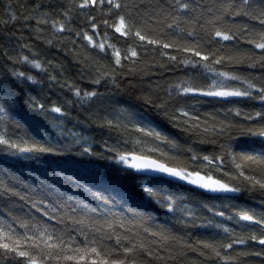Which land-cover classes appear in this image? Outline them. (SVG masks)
I'll use <instances>...</instances> for the list:
<instances>
[{"label":"trees","instance_id":"obj_1","mask_svg":"<svg viewBox=\"0 0 264 264\" xmlns=\"http://www.w3.org/2000/svg\"><path fill=\"white\" fill-rule=\"evenodd\" d=\"M70 2L79 4L80 0H0V81H3L4 86L15 96L12 119L7 128L8 136L13 140L17 138L29 142L38 140L41 143L50 140L53 144L72 146L70 151L66 148L61 154H41L39 158L12 154L0 146V209L7 211L13 204L19 206L22 203L15 197L9 200L4 194L5 173L12 176L22 174L36 181L48 177L45 182L51 183L56 179L52 175L55 170L62 177L57 187L64 185V188L69 187L67 178L75 174L83 178L81 183L87 181L88 187L93 192L107 189L105 195L113 198L110 201L113 212H121L122 204L124 208L128 207V204L123 203L125 199L134 206L140 205L136 210L145 214L143 219L129 216L127 220L129 225H134L133 231L139 230L137 240H142L154 255L151 257L147 253L139 255L137 264H264V245L259 243V239L253 241L246 238L243 244H234L231 250L220 251V257H217L212 249L204 247L205 244H226L234 239L248 237L253 232L258 237L260 235L258 226L241 228L236 224L234 213L242 210L255 212L257 215L264 213V207L261 206L264 195L259 191H249L243 183L230 179L229 175L224 174L230 173L232 176L237 174L230 156H225L222 171L217 168H212V171L217 178L242 190L211 192L172 177L135 173L115 159H110L113 154L105 151L104 144L105 141L111 145L117 140L121 142L128 140L127 150H131L133 141L143 140L137 150L156 148L158 152L154 158L162 160L172 158L169 162L173 165L177 161L190 164V157L193 154L200 156L220 154L219 145L223 140L215 144L211 143L210 141L215 137L210 132L205 133L204 128L213 125L219 127L220 121L243 123L244 114L258 110L259 102L243 97H189L180 100L177 104H170L166 109L168 112L166 116L164 111H158L153 105L145 103L141 97L150 94L153 97L166 99L168 85L177 83L179 79L187 78L189 75L195 77L194 83L197 85L208 84L210 80L193 73L190 68L186 72L183 65L160 68L159 65L170 62L166 57L161 58L160 50L158 48L154 50L153 47H149L147 55H142L137 62L138 74L122 81L118 80V87L110 80L103 81L99 86L94 85L92 82L96 79L95 68L109 70L112 54L111 49H108L105 55L94 45L100 43L105 35L109 38L106 42L114 43L120 48H127L133 41L115 33L112 22L116 17L103 15L99 0L82 12L78 10L72 12L69 25L71 32L65 31L54 37L49 25L37 26V19H44L41 13H52L48 18L51 21L58 18L55 16V11L62 10V7ZM122 2L132 3L133 0H122ZM137 2L148 3L155 0H137ZM9 4L15 8L17 15L15 22L4 15L5 6ZM37 5L42 7L33 11ZM103 11H107L106 0ZM89 16L95 17L97 29H91L88 23ZM28 17L31 19L25 22ZM105 20L109 22L107 28L104 25ZM4 21L7 23L5 24ZM235 23L239 26L247 23L252 33H264V27H261L259 20L238 19ZM76 32H87L93 37V43L85 40L83 35L77 38ZM253 38L251 34L247 39L240 35L238 40L226 44V48L233 49V53L230 54H245L254 58L260 52L247 42L248 39ZM48 40H54V43L48 44ZM169 55L181 54L173 49L169 50ZM21 56L39 61L42 69H35L30 64L22 63L17 59ZM9 57L12 59L9 60ZM252 63L253 60L248 59L243 65L223 66L219 70L232 71L240 76L253 78L258 86L264 84V68H261L259 63H256L254 68L248 67ZM13 67L18 72H24L26 76L31 75L33 79L15 77L11 80L7 79L6 74H10L9 70ZM124 67L127 69L129 64L126 62ZM141 69L143 71H140ZM74 88H79L81 94L85 91H96L101 95L94 100L81 103L73 95ZM54 106L61 107L64 114L52 112ZM181 106L190 113L192 119L182 116L173 119L174 109ZM121 109L127 111L120 112ZM237 110L241 112L240 117L235 116ZM117 113H120L119 122L127 127V131L125 127L112 129L107 127L106 119H111L115 123ZM130 115H133L141 126L160 132L162 138L166 137L167 140L161 139L155 142L152 138L137 132L133 125L128 124ZM184 121H187L188 125L199 124V128H188ZM71 133L86 138L87 143L79 147L74 146L75 140ZM236 135L234 132L233 136ZM88 145H92L91 152L83 153L82 148ZM239 145L235 148L236 153L244 152L248 155L258 154L261 148L259 140L252 143L245 137L239 139ZM121 150H125L123 144ZM160 153H163V156ZM236 163H242L245 169L256 167L255 164L240 159H237ZM196 167H204V165L197 162ZM257 171L264 170L257 169ZM246 174L252 173L246 172ZM149 177L158 188L164 189L161 196L175 197L177 204L174 214L166 215L165 206L155 200L151 203L147 198L140 200L138 186ZM93 185L95 187H92ZM70 187L76 191L75 185ZM16 191L24 194L23 187H18ZM221 211L224 212L223 217L216 215ZM183 212L190 213V218L183 219ZM230 216L232 219H229ZM217 225L231 228L232 232L226 235L222 228H217ZM143 229H148L149 232H159L164 229L169 238L161 244L159 237L144 235ZM155 245H160L164 249L163 252H160ZM257 253L260 255H256ZM161 256L163 259H160Z\"/></svg>","mask_w":264,"mask_h":264},{"label":"snow or ice","instance_id":"obj_2","mask_svg":"<svg viewBox=\"0 0 264 264\" xmlns=\"http://www.w3.org/2000/svg\"><path fill=\"white\" fill-rule=\"evenodd\" d=\"M96 3L97 0H80L79 4L70 2L67 6H63L62 10L55 11V16L58 18L51 21L48 18L52 13L43 12L40 15L44 19L38 18L37 26L49 25L54 37L65 31L71 32L69 25L72 12L77 10L82 12ZM39 7L42 5H37L33 11H37ZM99 7L103 15L116 17L112 22L115 33L131 39L133 43L127 48H120L114 43L106 42L109 38L105 35L100 43L94 45L105 55L108 49L112 50L109 70L95 68L96 79L92 82L94 85L99 86L103 81L110 80L118 87V80L122 81L138 74L137 62L142 55H147L149 47H153L154 50L157 48L160 50L161 58L166 57L170 62L159 65L160 68L183 65L186 72L190 68L193 73L210 80L208 84L197 85L194 83L195 77L189 75L187 78L179 79L177 83L168 85L166 99L153 97L150 94L141 97L145 103L153 105L158 111H164L166 116L168 115L166 109L170 104H177L180 100L189 97H243L257 100L260 105L258 110L244 114L243 123L220 121L219 127L213 125L203 129L205 133L210 132L214 135L215 139L211 140V143L215 144L223 140L219 145V155L193 154L190 157V164L177 161L173 165L169 162L172 158L163 160L154 158L158 152L156 148L137 150L143 140L133 141L131 150H127L128 140L123 142L117 140L111 145L107 141L104 142L105 151L113 154L110 159H115L127 169H133L137 173L162 174L207 191L240 192L241 188L217 178L212 171V168L222 171L224 158L227 155L231 157L237 174L235 176L230 173L224 174L229 175L230 179L243 183L249 191H259L264 195V171H257V169L264 170V84L258 86L253 78L243 77L232 71L219 70L223 66L243 65L248 59L253 60L248 67L254 68L256 63H259L261 68H264V33H252L247 23L243 26L235 23L238 19L259 20L261 27H264V0H155L148 3L137 0H133L132 3L107 0V11H103L105 0H99ZM117 13L119 15H116ZM4 15L14 22L17 21L15 8L11 4L5 6ZM28 19L31 17L26 18L25 22ZM88 23L91 29H97L95 17L89 16ZM104 25L106 28L109 26L108 20L104 21ZM250 34L254 38L248 39L247 42L254 45L260 54L254 58L251 55L230 54L233 53V49L226 48V44L238 40L240 35L247 39ZM75 35L77 38L83 35L85 40L93 43V37L87 32H76ZM47 43L52 44L54 40H48ZM173 49L181 55H169V50ZM17 59L24 64H30L35 69H42L39 61L29 60L28 56ZM126 62L129 64L127 69L124 67ZM9 72L10 74H6L9 80L13 77L33 79L31 75L26 76L24 72H18L15 67ZM72 92L76 100L81 103L94 100L101 95L96 91H85L81 94L79 88L72 89ZM14 103L15 96L4 86L3 81H0V146L12 154L23 155L26 158H39L41 154H61L66 148L71 150V145L53 144L50 140L41 143L38 140L29 142L20 141L19 138L10 139L7 128L12 119ZM126 111V109L120 110V112ZM52 112L64 114L59 106H54ZM119 115L120 113H117L115 123L111 119H106V125L109 129L125 127L127 131V127L119 122ZM176 116L192 119L190 113L182 106L174 109L173 119ZM235 116L240 117L241 112L237 110ZM184 123L188 128H199V124L188 125L187 121ZM128 124L133 125L137 132L152 138L155 142L161 139L167 140L166 137L162 138L160 132L141 126L133 115L128 117ZM103 126L102 124L101 127ZM234 132L236 136H233ZM70 135L75 140L76 147L87 143L86 138H81L77 133ZM241 137L249 138L252 143L259 140L260 152L255 155L236 153L235 148L240 146ZM121 144L125 149L123 151ZM91 147L92 145H88L81 151L90 153ZM160 155L163 156V153ZM237 159L255 164L256 167L245 169L242 163H236ZM197 162L204 167H196ZM4 175L6 180L4 194L9 200L15 197L22 203L19 206L13 204L7 211L0 209V264H137L139 255L144 253L149 257L154 255L142 240H137L139 230L133 231L134 225H129L127 220L129 216L143 219L145 214L136 210L140 205L134 206L125 199L123 203L128 204V207L124 208L122 204L121 212H113L110 204L113 198L105 195L107 189L93 192L88 187V182L81 183L83 178L75 174L67 178L66 182L69 185L67 188H64V185L57 187L62 177L55 170L52 175L56 179L51 183L45 182L48 177L36 181L22 174L12 176L5 173ZM71 185L76 186V191L70 187ZM18 187H23L24 194L16 191ZM138 187L140 200L147 198L149 203L155 200L165 206L166 215L176 212L175 197L161 196L164 189L158 188L152 178L144 179ZM261 206L264 207V200L261 201ZM216 215L223 217L224 212L221 211ZM233 215L236 217V224L241 228L258 226L260 235L258 237L253 232L248 237L234 239L226 244H205L204 247L212 249L217 257H220V251L231 250L234 244H243L246 238L253 241L259 239V243L264 245V213L257 215L255 212L242 210ZM182 217L188 219L190 213L183 212ZM229 219L232 217L230 216ZM217 228H222L226 235L232 232L231 228L221 225H217ZM142 231L144 235L152 238L159 237L161 244L169 238L164 229L159 232H149L148 229ZM155 247L160 252L164 250L160 245ZM113 256L122 258L113 259ZM160 259H163V256Z\"/></svg>","mask_w":264,"mask_h":264},{"label":"water","instance_id":"obj_3","mask_svg":"<svg viewBox=\"0 0 264 264\" xmlns=\"http://www.w3.org/2000/svg\"><path fill=\"white\" fill-rule=\"evenodd\" d=\"M130 170H132L133 172H135V173H137L135 170H133V169H130ZM138 174H142V175H145V176H154V175H158L157 173H151V172H149V173H138ZM159 175H162V174H159Z\"/></svg>","mask_w":264,"mask_h":264},{"label":"rangeland","instance_id":"obj_4","mask_svg":"<svg viewBox=\"0 0 264 264\" xmlns=\"http://www.w3.org/2000/svg\"><path fill=\"white\" fill-rule=\"evenodd\" d=\"M107 1V0H106Z\"/></svg>","mask_w":264,"mask_h":264}]
</instances>
